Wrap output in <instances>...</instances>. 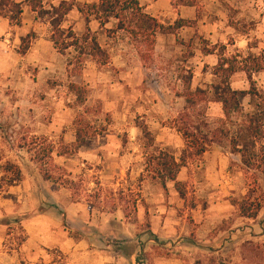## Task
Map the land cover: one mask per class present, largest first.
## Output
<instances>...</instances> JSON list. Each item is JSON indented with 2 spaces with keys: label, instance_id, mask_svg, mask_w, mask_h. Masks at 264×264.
Wrapping results in <instances>:
<instances>
[{
  "label": "rangeland",
  "instance_id": "obj_1",
  "mask_svg": "<svg viewBox=\"0 0 264 264\" xmlns=\"http://www.w3.org/2000/svg\"><path fill=\"white\" fill-rule=\"evenodd\" d=\"M17 1L30 8L28 18L37 31L31 30L25 38L30 37L32 43L38 37L49 40L44 44V67L51 70L41 76L38 68H29L37 101L23 104L22 111L9 108L0 122V229L7 235L0 249H19L26 238L20 218L22 202L19 191L10 193L11 183H31V190L41 193L38 211L57 213L63 209L47 192H62L60 202L65 206L63 189L70 187L61 184L73 183L68 201L79 200L97 214L120 209L138 233L146 235L149 219H139L140 213L150 210L143 185L160 183L167 188L153 179L150 161L162 152L179 160L186 146L180 133L184 127L200 128L201 134L224 129L230 135L218 134L221 142L209 148L208 156L195 157L182 169L177 183H186L187 198L185 208L178 209L180 215L190 213L197 202L196 186L188 183H246L248 200L241 196L238 203L264 202L260 185L264 166L247 169L230 138L246 125L247 115L264 104V72L252 78L240 72L231 79L232 88L242 93V115L227 121L221 106L213 102L220 55L242 60L264 50V0H200L192 8H176L170 0H141L146 13L166 26L179 19L191 22L176 33H159L153 50L127 32H114V19L101 26L90 14V7L100 0H75L88 11L89 21L75 8L62 29L81 40L86 34L96 37L109 55L107 65L87 54L89 46L83 41L85 51L74 47L60 54L51 41L50 15L40 17L33 12L32 0ZM62 1L46 0L44 7L51 11ZM75 86L86 91L82 97ZM199 89L205 91L206 101L187 109L184 95ZM79 130L91 137L77 149ZM9 165L19 168L21 181ZM43 173L52 175L53 181H46ZM112 183L121 185L113 187ZM170 189L175 196L176 189ZM188 221H193L191 216ZM251 248L254 258L261 257L255 246Z\"/></svg>",
  "mask_w": 264,
  "mask_h": 264
},
{
  "label": "crops",
  "instance_id": "obj_2",
  "mask_svg": "<svg viewBox=\"0 0 264 264\" xmlns=\"http://www.w3.org/2000/svg\"><path fill=\"white\" fill-rule=\"evenodd\" d=\"M23 10L21 26L0 17V122L9 108L22 111L23 104L37 101L29 68H38L41 76L51 70L44 67L46 38L38 37L26 55L19 52L23 38L35 26L28 18L30 8ZM188 184L196 186L197 202L183 216L178 209L185 208L186 198L176 183H166L168 189L160 183L143 185L150 210L140 213L139 219H149L146 235L138 233L120 209L97 214L79 200L68 201L72 186L63 189L65 206L60 202L62 192H47L58 201L62 213L38 211L41 193L31 190V183L12 186L10 193L19 191L22 202L20 218L26 238L19 249H0V264H264V202L256 219L241 216L237 200L246 197V183ZM260 185L264 190V179ZM5 236L0 229V247ZM252 246L261 257H253Z\"/></svg>",
  "mask_w": 264,
  "mask_h": 264
},
{
  "label": "trees",
  "instance_id": "obj_3",
  "mask_svg": "<svg viewBox=\"0 0 264 264\" xmlns=\"http://www.w3.org/2000/svg\"><path fill=\"white\" fill-rule=\"evenodd\" d=\"M46 0H32V11L40 17L49 16L50 25L52 27L51 41L55 48L62 55H65L71 48H81L85 51L84 45H88V53L96 62L102 65L109 63L108 53L102 49L96 37L86 34L79 39L72 31L66 33L62 29V24L66 17L75 9L89 21L90 14L96 16L101 26L114 19L117 21V28L114 32L124 31L132 37L142 39V41L153 50L156 43V36L159 33H176L179 30L189 27L191 22L179 19L174 25L166 26L159 19L146 13L145 8L139 0H100L98 5L91 6L90 14L77 4L75 0L62 1L59 6L52 7L51 11H47L44 7ZM177 7H196L200 0H170ZM23 3L17 0H0V17L9 20L14 25H20L23 16ZM112 32V31H111ZM30 37L23 40L21 55H26L31 48ZM221 59L214 71V75L218 81L213 86V102L221 106L224 119L232 120L235 115L243 114L241 101L242 93L235 91L231 85V79L234 75L242 72L249 78L254 74L264 72V50L259 55H249L239 60L237 56L222 53ZM189 83V82H187ZM76 92L83 96L86 91L75 86ZM253 94V93H252ZM186 108L193 109L199 103L206 101L205 91L199 89L195 92L188 91L186 95ZM254 96L258 94L254 93ZM186 141L185 149L178 160L174 156L165 152L160 153L157 157L152 158L150 165L153 168V179L159 180L163 184L167 182L176 183V188L182 198H187L185 186L178 182L179 174L182 169L186 168L189 162L195 157H202L208 152L209 148L221 142L220 136L230 135V131L219 129L211 134H201L200 128L195 131L191 127H184L180 130ZM84 130H79L76 136L77 149L82 148L88 138L91 136ZM231 145L234 152L240 156L242 164L249 170H260L264 166V104L252 114L247 115V122L238 133L230 137ZM10 172L17 173V178L21 181V172L18 167L9 165ZM46 181H53V176L43 173ZM17 183H11L10 187ZM63 186H73V183L61 184ZM263 202L254 201L241 203L239 205L240 214L243 217L256 219Z\"/></svg>",
  "mask_w": 264,
  "mask_h": 264
}]
</instances>
